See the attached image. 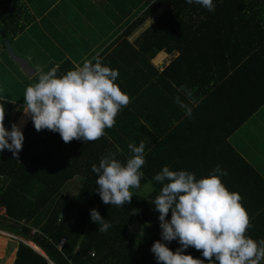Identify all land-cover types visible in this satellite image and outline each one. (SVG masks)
<instances>
[{
	"label": "trees",
	"instance_id": "1",
	"mask_svg": "<svg viewBox=\"0 0 264 264\" xmlns=\"http://www.w3.org/2000/svg\"><path fill=\"white\" fill-rule=\"evenodd\" d=\"M108 1L118 11L108 5L114 20L109 22L114 31L110 35L118 33L99 59L118 71L115 82L129 97L128 103L96 140L64 142L58 132L37 131L29 116L20 129L23 141L17 155L0 150V206L5 209L0 230L20 236L44 253L18 240L11 264H163L154 259L150 245L160 239L158 213L151 201L161 184L152 177L165 165L190 171L195 178L206 176L217 164L225 169L221 182L239 194L249 219L245 235L264 239V179L227 140L264 104V0H213L212 11L186 0ZM33 18L23 0H0V51L5 47L1 33L10 41ZM162 50L174 57L158 70L150 59ZM74 68L65 59L56 72ZM166 94L183 100L185 107L179 108L181 103L169 107L173 117L158 124L152 112L155 101L168 98ZM12 106L11 100L0 97L3 123ZM184 130L200 137L188 133L191 146L181 149ZM140 141L145 162L139 186L129 189L133 195L122 206L102 203L91 165H98L107 153L123 163L131 155L128 143ZM75 176L81 180L77 192H62ZM146 183L151 190L142 192ZM93 207L110 224L107 230L99 231V224L90 220ZM169 216L170 212L165 218ZM135 218L150 227L142 242L126 235ZM164 243L170 249L178 247L176 240ZM183 251L205 259L192 246ZM258 264H264V258Z\"/></svg>",
	"mask_w": 264,
	"mask_h": 264
},
{
	"label": "clouds",
	"instance_id": "2",
	"mask_svg": "<svg viewBox=\"0 0 264 264\" xmlns=\"http://www.w3.org/2000/svg\"><path fill=\"white\" fill-rule=\"evenodd\" d=\"M212 11L213 0H186ZM118 71L102 64L98 57L85 59L81 65L57 75L56 67L41 71L34 84L23 92V112L30 116L39 131L58 132L64 142L72 139L92 141L114 124V117L129 97L117 85ZM177 103L179 98L175 97ZM181 107H185L182 103ZM190 117V110H186ZM4 109L0 107V150H9L15 157L22 146V131L15 123L5 128ZM131 155L121 163L114 154L92 164L96 191L104 204L122 206L133 195L130 188L139 186L144 164V142L127 145ZM227 175L218 164L206 176L195 178L186 170H170L165 165L152 179L161 184L151 201L157 211L160 239L153 240L150 251L163 264H258L264 258V239L245 235L250 226L241 197L229 191L220 177ZM170 216L166 219V214ZM89 218L103 232L110 224L93 207ZM7 232V231H6ZM21 241H25L20 239ZM176 240L170 249L167 241ZM31 243V242H30ZM189 246L200 250L199 257L184 252Z\"/></svg>",
	"mask_w": 264,
	"mask_h": 264
},
{
	"label": "rangeland",
	"instance_id": "3",
	"mask_svg": "<svg viewBox=\"0 0 264 264\" xmlns=\"http://www.w3.org/2000/svg\"><path fill=\"white\" fill-rule=\"evenodd\" d=\"M75 1L78 0H60V2L58 3V7L56 8L59 10V13L62 16V17L59 16V19H63V20H59L60 22L59 24L62 25L64 20L66 21V23L64 24L65 27L64 31H67V34L71 32L68 19L72 20L73 19L72 16H74L73 14L70 13L76 14V12L74 11V8L70 10V13H65L62 11L65 10L68 6L69 7L74 6L72 3ZM82 1L78 3L79 6ZM30 2L32 5L35 4L37 9L39 3H44V2L47 4L50 3L49 0H30ZM32 5L31 7L33 8V10H35V6ZM88 8L89 7H85V10ZM93 8L94 7H92V10L90 12L86 11V16L84 18L87 19V22L85 19L82 18L83 22L81 23V27H85L87 23L90 24V21L96 22V20H99L98 19L99 14L95 12ZM158 11H156L152 16H155ZM80 16L81 14L78 17L80 18ZM128 18H130V14H128ZM103 20H106V16L103 17ZM149 22H150V18L147 21H145V23H143L141 26L134 29L132 34L129 36V39H133L141 29H143L149 24ZM56 28H57L56 23L51 18V15L50 16L46 15L41 19L39 25L37 24L33 25L28 30H26L25 33L22 32L19 38H16L15 36L13 39H11L9 41L10 48L15 54L25 57L30 63V65L34 66V67L32 66L33 70L36 67H41V71H47L48 69L52 68L53 62L57 61L58 59H60V56H62L61 49L66 47L65 48L66 50H63V54L67 53L68 55H73V53L79 54L83 50V44L81 45L68 44L69 43L68 40H70L71 38L61 39L59 35L56 34L57 32H60V30H58L55 33ZM76 30L81 32L85 31V29L79 27ZM52 38L55 41L59 39V42L57 41L53 42ZM75 39L78 41L80 40L82 42H86L88 45H92V43L95 42L96 40L95 37L92 38L91 36L85 38H75ZM56 51L58 53H56ZM58 65L56 66V69H58ZM38 75L39 73L35 75L33 74L28 75L25 72H23L20 69L19 65L15 62L13 57L8 53L5 47L0 51V97L9 99L13 102L9 119L4 123L5 128L10 127V123H15L17 127L21 129L24 123L29 118V115L25 114L22 110L24 106L23 92L27 85L34 84L37 81ZM244 127L245 129L250 128L252 133L246 135L243 139L246 143L240 142L239 146L245 144L249 146H255L258 148L257 152L259 154H262L263 152L262 149H264L261 148L264 147V106L259 112L255 113L250 118V121H248ZM80 184H81L80 177L75 176L72 179L68 180L63 185L62 192L68 194H74L79 189ZM150 188H151L150 184L146 183L141 188V191L148 192L150 191ZM2 231L6 232V230H0V236H1L0 238L8 237L9 241L6 242L7 244L8 243L10 244V242L12 241L13 242L18 241L16 240L17 237L16 234L10 232V234H12L14 237L7 236L3 234ZM149 234H150V227L138 218L133 219L129 223L126 232V235L131 240L137 242H142L149 236ZM1 247L5 248L0 244V248ZM8 247H10V245H8ZM5 249L10 250V248H5ZM6 252L7 250H5V253Z\"/></svg>",
	"mask_w": 264,
	"mask_h": 264
},
{
	"label": "crops",
	"instance_id": "4",
	"mask_svg": "<svg viewBox=\"0 0 264 264\" xmlns=\"http://www.w3.org/2000/svg\"><path fill=\"white\" fill-rule=\"evenodd\" d=\"M23 1L25 2L29 11L32 13V15L34 17L32 22L29 23L24 28V30L22 31L23 33H25V31L28 30L33 25H36V24L39 25V22L41 21V19L43 17H45L46 15H49V16L51 15V18L53 19V21H55L56 27H57L55 29V33L58 30H60V32H57L56 34L59 35V37L61 39L62 38L63 39L64 38H71L70 40H68L69 41L68 44H74V45L83 44V50L79 54H75V53H73V55H68L67 53L63 54V50H66L65 49L66 47L61 49L62 56H60V59H58L57 61L53 62L52 67H56L59 63H61L65 59L71 61V63L75 67H77V66L81 65L85 59L92 60L93 57L100 58V54L108 46V43L110 42V40L112 38H114L118 33L117 32V33L110 35V33L113 31V29L110 30L111 28L109 27V22L110 21L113 22L114 20L109 18L108 5H109L110 9H113L116 12H118V11L114 8V5L111 2H109L108 0H84V1L78 0V1H75L72 3L74 6H72V7L68 6L65 10H63L62 12L70 13V10L72 8H74V11L76 12V14L70 13V14L74 15V16H72V18H73L72 20L68 19L69 27H70V31H71L69 34H67V31H64L65 30L64 24L66 23V21L64 20L62 25L59 24L60 23L59 20H63V19H59V16H61V14L59 13V10L56 9L58 7V3L60 2V0H56V1L55 0H49L50 3H48V4L45 2L39 3L38 9H37L35 4H33V5L31 4L30 0H23ZM80 1H82V2L79 6L78 3H80ZM31 5L35 6V10H33ZM85 7H89V8L85 10ZM92 7H94L93 8L94 11L99 14V18H98L99 20H96L97 23L94 21L93 22L90 21L91 27H90V24H88V23L85 27H81V23L83 22L82 18L85 19L84 17L86 16V11L90 12L92 10ZM159 12H160V9L156 13V15ZM80 14H81V16L79 18L78 16ZM104 16H106V20H103ZM151 16L149 17L150 21L155 17V16H152V17ZM149 18H147L146 21ZM85 20L87 22V19H85ZM78 27L85 29V31L84 32L77 31L76 29ZM89 28H90V30H89ZM20 34L17 35L16 38H19ZM89 36H91L92 38L93 37L96 38L95 42H93L92 45H88L86 42H82L80 40L78 41L75 39V38H85V37H89ZM56 41L59 42V39H57ZM56 41L53 39V42H56ZM65 41H63V42H65ZM60 46H62V45H60ZM56 53H58V52L56 51ZM56 53H54V54H56ZM173 57H174V55L167 53V52L162 50V51H159L157 54L154 55V57H152L150 59V63L153 65L154 68L161 70L163 68V66L167 65ZM40 72H41V67H36V68H34L33 75L38 74ZM165 93H168V91ZM166 95L168 98H165V99L160 98L157 102L155 101V106H154L155 108H154V111L152 112V115L154 114L155 122H158V124H161L162 121H163V123H165L170 119V117H173V114H170L168 112L169 107L174 109L180 103L185 104V102L183 100H181L180 98H179L180 103H177L176 99L174 100V96L172 97V95H168V94H166ZM185 99L189 100L188 97H186ZM263 106H264V104L261 105V107H259L244 123H242L237 129H235L227 137V140H228L229 144L232 145L246 159V161H248L257 170V172L264 179V149H262L263 150L262 154H259L257 152L258 148L255 146H249L247 144L239 146L240 142L246 143L243 140L244 137L246 135L252 133L250 128L245 129L244 126L247 124L248 121H250V118L255 113L259 112L263 108ZM179 108H182V107L179 105ZM162 116H164V117H162ZM149 127H151V125ZM240 131H242V132H240ZM153 133L155 135H158L160 132H153ZM188 133H190L191 136L193 134H196L198 137H200V134L195 133L192 130H184L182 132L183 137H184V142L183 143L179 142V144H180V146H178L179 148L185 149V148H189L191 146L192 140L188 139V137H187ZM203 133H205V132L203 131ZM156 138H158V136ZM194 143L197 146L200 145L199 144L200 142L199 143L194 142ZM201 143H203V145H204V143H206V142H201ZM261 148H264V147H261ZM150 190H151V188H150ZM17 237H16V240L22 239L18 235H17ZM7 241H9L8 237L7 238H5V237L0 238L1 246H4L5 248H10V250L2 248V247L0 248V264H11L13 259H14L17 241L13 242L11 240L12 242H10V244L9 243L7 244L6 243ZM8 245H10V247H8ZM5 250H7L6 253H5Z\"/></svg>",
	"mask_w": 264,
	"mask_h": 264
},
{
	"label": "water",
	"instance_id": "5",
	"mask_svg": "<svg viewBox=\"0 0 264 264\" xmlns=\"http://www.w3.org/2000/svg\"><path fill=\"white\" fill-rule=\"evenodd\" d=\"M1 35L4 38V45H5L6 50L13 57L15 62L19 65L20 69L28 75L33 74L34 70H33L32 66L30 65V63L28 62V60L25 57H22L18 54H15L11 50L10 45H9V41H8V39L5 38V34L2 32ZM60 215H62V212L60 213ZM27 243L29 245L33 246L38 252H40L41 254L44 255V253L41 250H39L38 248H36L35 245H32L30 242H27Z\"/></svg>",
	"mask_w": 264,
	"mask_h": 264
},
{
	"label": "built area",
	"instance_id": "6",
	"mask_svg": "<svg viewBox=\"0 0 264 264\" xmlns=\"http://www.w3.org/2000/svg\"><path fill=\"white\" fill-rule=\"evenodd\" d=\"M0 215H5V209H4L3 206H0ZM34 231L35 230L33 229L32 232H34ZM2 233L5 234V235H7V236L14 237L12 234H10V232H4V231H2ZM63 240L64 239L59 240V243H58L59 246L63 243Z\"/></svg>",
	"mask_w": 264,
	"mask_h": 264
}]
</instances>
